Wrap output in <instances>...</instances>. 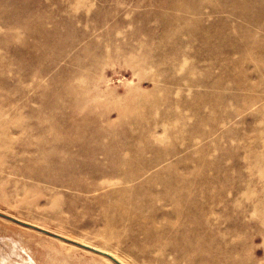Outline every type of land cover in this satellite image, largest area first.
I'll list each match as a JSON object with an SVG mask.
<instances>
[{
  "label": "rangeland",
  "instance_id": "rangeland-1",
  "mask_svg": "<svg viewBox=\"0 0 264 264\" xmlns=\"http://www.w3.org/2000/svg\"><path fill=\"white\" fill-rule=\"evenodd\" d=\"M0 264H264V0H0Z\"/></svg>",
  "mask_w": 264,
  "mask_h": 264
}]
</instances>
